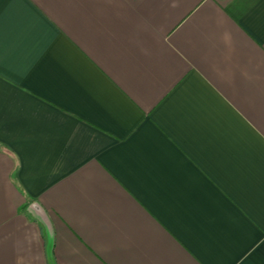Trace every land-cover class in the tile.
<instances>
[{"label":"crops","instance_id":"crops-1","mask_svg":"<svg viewBox=\"0 0 264 264\" xmlns=\"http://www.w3.org/2000/svg\"><path fill=\"white\" fill-rule=\"evenodd\" d=\"M0 264H264V0H0Z\"/></svg>","mask_w":264,"mask_h":264}]
</instances>
